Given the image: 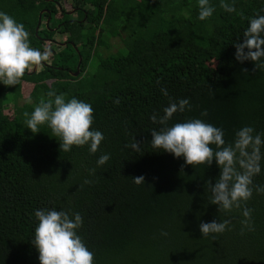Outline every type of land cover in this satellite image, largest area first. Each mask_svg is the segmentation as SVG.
<instances>
[{"label":"trees","instance_id":"trees-1","mask_svg":"<svg viewBox=\"0 0 264 264\" xmlns=\"http://www.w3.org/2000/svg\"><path fill=\"white\" fill-rule=\"evenodd\" d=\"M70 1L84 9L75 18L50 0H0V12L25 25L30 46L42 51L48 42L52 53L17 85L0 83V264H40L32 241L41 209L81 214L78 235L94 264H264V194L253 189L246 202L253 230L241 234L242 209L225 213L210 203L207 181L214 184L220 173L215 160L186 165L150 143V132L162 127L150 117L184 98L190 109L174 113L169 126L201 119L221 128L226 144L245 126L264 139V68L238 62L234 46L243 42L249 18L264 15V0H225L234 13L210 0L215 11L203 21L198 0ZM41 8L49 11L40 18L49 19L34 33ZM120 28L123 50L101 56L96 49ZM56 32L65 44L54 51ZM21 83L29 90L19 103ZM49 91L91 104L92 129L104 136L95 154L89 145L60 150L47 124L38 133L27 129L23 113L31 114ZM133 138L139 152L125 147ZM261 153L253 185L264 186V146ZM103 154L110 159L98 167ZM138 176L145 184L133 182ZM214 219L230 220L229 230L201 235L199 224Z\"/></svg>","mask_w":264,"mask_h":264},{"label":"clouds","instance_id":"clouds-1","mask_svg":"<svg viewBox=\"0 0 264 264\" xmlns=\"http://www.w3.org/2000/svg\"><path fill=\"white\" fill-rule=\"evenodd\" d=\"M200 20L210 18L215 8L210 0H198ZM220 7L228 13L236 12L233 4L221 0ZM243 18V13H238ZM30 33L25 25L18 23L12 16L0 12V83L5 86L17 85L25 72L33 66H42L52 55L51 50L43 51L30 46ZM235 59L238 62L252 61L253 71L264 68V15L249 18L247 29L243 33V42L235 45ZM247 49V51H245ZM243 71L247 72V69ZM167 96V89H161ZM48 99H41L29 114L24 112L27 129L38 133L41 125L47 124L54 136L61 139L60 150L68 152L73 146L89 145V152L95 154L104 139L103 133L92 129L93 108L90 103L75 97L66 100L63 93H47ZM31 102V101H29ZM119 103V99L114 101ZM189 99L173 101L163 109V116L153 114L150 119L162 127L152 130L151 146L154 149L171 153L175 158L183 157L186 165L210 166L215 160L220 169L215 183L207 181L211 193L210 203L218 206V211L229 213L242 209L244 219L240 221L241 234L244 230H253L252 209L246 202L252 197L253 189L264 194V186L253 185V177L261 172L264 139L254 134L251 126H245L235 133L232 143H225L221 128L205 123L201 119L177 122L171 126L168 121L174 113L190 109ZM207 116V111L201 113ZM140 142L133 138L131 144H125L132 150L140 151ZM215 145V149L211 147ZM110 159L109 154L101 155L97 166L104 165ZM183 167V166H182ZM95 169L90 170L94 174ZM137 185L145 184L144 176L133 177ZM91 181L85 179L84 184ZM38 225L34 229L32 244L39 253L40 264H94V253L90 251L78 229L83 224L80 213H69L55 209H41L35 212ZM230 220L201 222L199 231L203 236L222 234L229 230ZM167 235V233H162Z\"/></svg>","mask_w":264,"mask_h":264},{"label":"rangeland","instance_id":"rangeland-1","mask_svg":"<svg viewBox=\"0 0 264 264\" xmlns=\"http://www.w3.org/2000/svg\"><path fill=\"white\" fill-rule=\"evenodd\" d=\"M135 1H139V0H135ZM70 0H64V1H61L60 2V6L65 9V10H71L70 8ZM84 8H89L90 6L88 4H85L83 6ZM116 7H114L115 9ZM71 18L75 17V14L73 11H70V14H68ZM56 17L59 16V14H55ZM53 20V19H52ZM44 22V18L41 19L40 23H39V26H42ZM124 30H121V28L119 29V35L117 36H109L108 39L106 40L107 41V47H102L100 46L97 50L98 53H100L101 56H105L109 53H112V52H115L117 50H123V43H122V39H123V36H124ZM64 35L61 34V33H58L56 32L54 35H53V39L54 41H62V39H64L63 37ZM48 42H44V46L45 48H48L49 47V43L47 44ZM52 48L54 51L56 50H59L60 49V45H57V44H54L52 43L51 44ZM120 50V51H121ZM43 51V50H42ZM50 60V59H49ZM48 60V61H49ZM46 61V63L48 62ZM92 64V63H91ZM39 69V66H37L36 70ZM28 90H29V85L25 84V83H21V98L18 99V102H22L26 99V96L28 94ZM11 104L8 103L6 105V107L4 108V112L6 114H10L11 113Z\"/></svg>","mask_w":264,"mask_h":264},{"label":"flooded vegetation","instance_id":"flooded-vegetation-1","mask_svg":"<svg viewBox=\"0 0 264 264\" xmlns=\"http://www.w3.org/2000/svg\"><path fill=\"white\" fill-rule=\"evenodd\" d=\"M50 1H52L53 2V4L56 6V11H64L67 15L68 14H70V11H73L74 12V14L76 15V11H78V9H80L81 11H84V9L83 8H79V6H74L73 4L75 3L74 1L73 2H71L70 3V8H71V10H65V9H63V8H61V6H60V2H59V0H50ZM62 1H64V0H62ZM39 11H42V13H45V11H49L47 8H41ZM76 17V16H75ZM74 17V18H75ZM41 19L42 18H40V21H41ZM40 23V22H39ZM43 25H45V19H44V22H43V24H42V26ZM46 26V25H45ZM64 37V36H63ZM52 43H54V44H57V45H60V47L61 46H63L64 44H65V42H64V39H62V41H52ZM36 68H37V66H35V70H36ZM32 69V68H31ZM34 70V71H35ZM75 71V70H74ZM73 71V72H74ZM72 73V72H71Z\"/></svg>","mask_w":264,"mask_h":264},{"label":"water","instance_id":"water-1","mask_svg":"<svg viewBox=\"0 0 264 264\" xmlns=\"http://www.w3.org/2000/svg\"><path fill=\"white\" fill-rule=\"evenodd\" d=\"M41 13H42V11H39V12H38L36 25H35V27H34V33H36V31H37V29H38V25H39V22H40V15H41ZM48 19H49V17L46 18L45 23H47ZM78 61H79V58H78ZM34 70H35V66L32 67V69H31L30 72H33ZM77 73H78V62H77V64H76V69H75V71L72 72L71 74H72V76H76Z\"/></svg>","mask_w":264,"mask_h":264}]
</instances>
